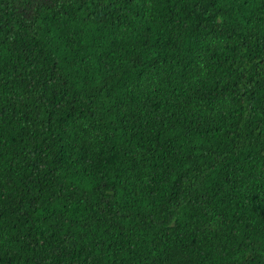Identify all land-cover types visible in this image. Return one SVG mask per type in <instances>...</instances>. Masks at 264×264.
<instances>
[{
    "label": "trees",
    "instance_id": "obj_1",
    "mask_svg": "<svg viewBox=\"0 0 264 264\" xmlns=\"http://www.w3.org/2000/svg\"><path fill=\"white\" fill-rule=\"evenodd\" d=\"M0 264H264V0H0Z\"/></svg>",
    "mask_w": 264,
    "mask_h": 264
}]
</instances>
